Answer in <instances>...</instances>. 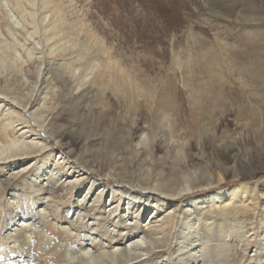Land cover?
I'll return each mask as SVG.
<instances>
[{
	"label": "bare ground",
	"instance_id": "obj_1",
	"mask_svg": "<svg viewBox=\"0 0 264 264\" xmlns=\"http://www.w3.org/2000/svg\"><path fill=\"white\" fill-rule=\"evenodd\" d=\"M191 1L203 6L197 0ZM237 9L227 1L215 7L219 19L256 32L258 22L253 17L239 16L235 11L241 10ZM208 48L193 60L205 68L210 64V72H216L217 55ZM64 57L66 63L71 62L77 58V52ZM226 64L231 67L229 62ZM51 65L49 61L48 67ZM68 66L71 65L65 66L66 72L75 86L71 105L87 104L95 96L89 106L93 112L99 100L108 99L103 87L111 85L119 91L113 98L126 108L129 124L125 136L132 144L126 172L117 171L122 166L117 159L90 151L95 141L83 143L72 138L66 127L56 131L50 117L41 120L23 108V123H19L14 135L0 142V172L4 171L0 176V212L8 208L0 230V264H35L36 258L28 256L43 243H48L44 251L50 252L52 247L58 251V258L48 257L45 264H238L236 258L239 264H264V176L260 174L264 172V156L252 154L264 152L239 141L228 147L205 134L207 126L203 121L209 111L211 89L192 88V79L185 80L191 102L187 103L184 115L188 118V130L200 141L196 152L183 153L176 138L164 132L167 119L179 118L183 110L178 112L176 102L167 95L157 94L154 90L158 87L149 79L98 82L92 78L93 69L86 79H78ZM186 73L193 74L188 70ZM72 85L66 88L65 97L71 94ZM249 91L253 98L258 94L253 88ZM218 100L210 102L214 105ZM251 102L255 104L254 99ZM0 103L7 105L4 99ZM139 116L147 124L145 129L137 127ZM68 119L71 118L63 117L65 122ZM98 134L106 143L108 132ZM191 144L188 138L179 148L187 150ZM112 146L120 147L116 143ZM55 149L61 151V156L56 157ZM158 151H164L166 157L156 155ZM242 176H249L251 184H236L235 180ZM85 182V190L79 189ZM229 182L235 185L229 188L225 185ZM259 194L263 197L259 198ZM151 202L153 209L147 213ZM256 215L260 217V231L254 232V226L248 234L251 228L244 226L256 224L252 220ZM220 216L230 218L236 227L232 233H220L210 243L216 237L214 226ZM203 217L209 220L202 221ZM48 225L56 227L63 239L49 234ZM238 229L241 236L233 233ZM255 240V257L246 255Z\"/></svg>",
	"mask_w": 264,
	"mask_h": 264
},
{
	"label": "rangeland",
	"instance_id": "obj_2",
	"mask_svg": "<svg viewBox=\"0 0 264 264\" xmlns=\"http://www.w3.org/2000/svg\"><path fill=\"white\" fill-rule=\"evenodd\" d=\"M225 1L241 10L235 11L239 12V16L253 17L258 22L256 32H251L249 28L240 29L230 21L219 19L215 7ZM197 2L203 6L191 0H0V101L4 99L7 104L2 106L0 103V142L14 135L19 123H23L21 110L25 108L41 120L50 117L55 122L53 129L56 131L66 127L72 138L83 143L95 141L89 150L117 159L122 164L117 171L126 172L132 144L125 136V127L129 124V117L125 116L126 108L113 98L119 91L111 85L103 87L102 91L108 99L96 102L98 107L93 112L89 111V106L95 96H91L87 104L71 105L75 86L65 69V66L71 65L68 67L78 79H86L91 69L92 78L98 82L147 78L158 87L154 90L157 94L161 97L167 95L176 102L178 112L186 110L191 102L185 80L192 79V88L205 86L211 89L209 111L203 121L207 126L205 134L214 136L215 140L228 147L239 141L264 152V0ZM208 47L217 55L216 72H210V64L205 68L193 60ZM75 51L77 58L66 63L64 54ZM92 52L95 53L93 57ZM49 61L52 62L50 67ZM228 62L232 68L227 66ZM47 68L49 70L45 72ZM186 70L193 74L186 73ZM46 75L48 78L45 79ZM70 85L71 94L65 97L66 88ZM249 88L258 92L255 98ZM216 98L218 103L212 105L210 99ZM183 111L179 118L169 117L166 125L163 123L164 132L168 131L176 138L181 152L192 154L196 152L200 138L188 130V118ZM66 116L71 118L69 122L63 121ZM145 125L139 116L137 127L145 129ZM104 131L109 136L106 143L103 142L104 137L98 134ZM188 138L192 144L186 152L179 145L184 146ZM50 142L54 148L52 140ZM113 143L120 147H113ZM80 149L82 146L77 151ZM53 153L56 157L61 156L59 149ZM252 154L264 156L256 151ZM156 155L162 159L166 157L164 151H158ZM67 156L80 166L72 155ZM2 173L4 171L0 172V176ZM260 174L264 176V172ZM249 178L242 176L235 183L243 181V184H251ZM251 179L254 180V176ZM235 183L225 185L231 188ZM87 186L88 182H85L79 189L85 190ZM258 197L262 198L263 194ZM148 207L145 212L151 213L152 202ZM7 213L8 208L5 207L0 212V230L6 222ZM204 220L209 219L203 217ZM252 220L256 224H246L244 229L251 228L250 234L255 226L254 232L259 233V215ZM216 222V237L210 239V243L220 233H232L233 227H236L230 218L224 216L218 217ZM47 227L49 234L63 239L56 232V227ZM241 232L238 229L233 233L241 236ZM96 235L100 236L99 233ZM254 243L256 240L247 248L246 255L255 257ZM47 245L37 246L28 257L36 258L35 264H45L48 257L56 256L58 252L54 247L50 252L44 251ZM56 245L60 246L59 243ZM0 259L3 257L0 256ZM237 259L235 262L239 264Z\"/></svg>",
	"mask_w": 264,
	"mask_h": 264
}]
</instances>
